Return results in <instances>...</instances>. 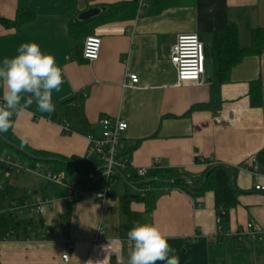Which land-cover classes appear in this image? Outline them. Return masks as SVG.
Here are the masks:
<instances>
[{
	"label": "crops",
	"instance_id": "crops-1",
	"mask_svg": "<svg viewBox=\"0 0 264 264\" xmlns=\"http://www.w3.org/2000/svg\"><path fill=\"white\" fill-rule=\"evenodd\" d=\"M135 0H0V60L16 56L22 43H37L43 52L56 57L64 83L53 93L56 105L77 93H85L83 107L90 125H75L65 134L61 124L51 120L52 113H40L35 104L13 115V132L19 145L29 153L70 159L84 157L88 133L100 135L102 116L121 117L128 122L126 142L136 168H176L194 177L206 169L201 162L212 159L237 168L236 185L241 192L239 204L231 209L221 231L216 222L215 194L207 191L194 198L172 189L162 192L152 212L145 214L142 202L133 201L130 210L143 214L144 223H154L169 237L180 264H264V52L248 56L231 72V81L221 87L222 103L211 102L212 60L206 61L203 84L177 85L170 61V48L180 35L197 34L206 51H211L212 33L234 22L240 30L241 45L251 42V31L264 28V0H176L160 10L151 9L149 0L141 15L102 21L92 25L89 35L102 39L99 58L83 57L86 38L71 43L69 23L90 7H105ZM167 2V1H166ZM173 2V1H172ZM19 10L35 13V19L20 29L5 27L3 19L14 20ZM88 35V36H89ZM136 73L139 83L124 87L126 73ZM261 94H253L254 83ZM3 87L0 100L3 101ZM136 143L133 147L131 143ZM200 162H197L196 159ZM257 174L251 172L254 161ZM42 164V163H40ZM52 169L42 166V172ZM30 182L21 188V198L39 197L53 201L45 214L30 213L43 226L40 240H28L23 231L16 239L0 241V264H86L93 240L116 239L126 228L121 197L124 189L113 191L104 204L94 195L68 203L66 189L57 183ZM16 174H23L24 172ZM10 183L20 187L9 177ZM132 193H139L136 186ZM21 196V195H20ZM256 225L258 235L240 242L234 233L247 223ZM226 232L233 235L225 237ZM70 244L68 261L62 255ZM132 246H126L119 259L128 260ZM160 264V262H158Z\"/></svg>",
	"mask_w": 264,
	"mask_h": 264
},
{
	"label": "trees",
	"instance_id": "trees-1",
	"mask_svg": "<svg viewBox=\"0 0 264 264\" xmlns=\"http://www.w3.org/2000/svg\"><path fill=\"white\" fill-rule=\"evenodd\" d=\"M167 1V2H166ZM173 1V2H172ZM176 0H149L151 9L155 5H160V10L171 5ZM158 3V4H157ZM137 14L136 0L130 3H118L107 6L106 12L93 20L87 22H78L76 17L69 23V36L72 44L86 38L91 34L92 25L122 17H134ZM35 19V13L29 10H19L14 20L3 19L2 23L5 27L20 29L23 25L32 22ZM264 52V28H255L251 31V42L244 47L240 42V30L236 23L228 22L226 27L216 30L212 33L210 56L212 60V82H211V102L207 107L218 108L221 106V87L231 81L232 70L240 64L248 56H260ZM251 97L253 94H261V86L254 83L251 89ZM83 96L75 95L74 97L59 101L55 105V111L52 113L51 120L57 123L64 121L69 122L74 130L75 125H85L90 128L83 107ZM3 102L0 100V104ZM13 120V117H12ZM91 133V132H90ZM16 144L17 146L13 145ZM136 146V144H135ZM133 146V147H135ZM132 147H127L125 153L131 156ZM10 159L14 162H28L32 167L38 163L42 166H49L53 170H63L72 178H76L78 184L86 189L100 188L102 181L92 184L89 176L100 170L101 161L98 159L86 160L84 157H71L66 160L63 158L49 157L44 153H29L22 148L13 132V127L7 132L0 133V157ZM197 162L200 160L197 158ZM204 162H210L205 171L198 177H194L180 169L176 168H150L145 176H139L137 172L130 169L131 178L126 183V191L121 197L122 214L126 219V228L123 236H127L128 230L137 222H142L143 214H137L130 210V204L133 201L142 202L146 207L145 214L152 212L153 207L164 191L172 189H180L192 197L197 198L204 195L207 191L215 194L216 212L222 216L223 222H227L231 209L239 204L238 197L240 191L236 185L237 168L221 163L212 162L210 159H204ZM201 161V162H203ZM74 170L77 175L75 177ZM208 174L205 183L200 190L193 189L186 179L177 183H167L166 181L179 177L190 179L194 187L202 184L205 175ZM121 171L115 180H122ZM136 186L140 190H144L142 195L132 193L131 187ZM19 191L10 183V178L4 180V188L0 190V238L13 240L18 236L19 231H23L28 240H40L43 235V226L35 223L29 216L23 217L13 209L16 200L20 199L24 203L26 199L19 198ZM20 203V204H21ZM19 205V204H18ZM223 211V212H222ZM117 264H127V259L123 258Z\"/></svg>",
	"mask_w": 264,
	"mask_h": 264
},
{
	"label": "built area",
	"instance_id": "built-area-1",
	"mask_svg": "<svg viewBox=\"0 0 264 264\" xmlns=\"http://www.w3.org/2000/svg\"><path fill=\"white\" fill-rule=\"evenodd\" d=\"M136 2L137 16H139L148 4L147 0H136ZM101 44L102 39L100 36L95 34L87 36L84 42L83 57L90 61L97 60L100 55ZM170 61L176 70L177 85L203 84L205 82L204 75L206 73L207 51L204 43L197 34L178 36L176 42L170 48ZM139 80V76L136 73L128 72L125 75L123 86H136ZM77 94L83 97L85 96V93ZM60 124L65 134H71L73 132V128L69 122L64 121ZM98 124L101 127L100 135H95L94 133L87 134L88 147L84 158L86 160L98 159L101 161L102 165L100 170L93 172L89 176L92 184H96L99 181L103 182L100 188L88 190L78 184L76 178H72L63 170L47 169L45 172H42V176L46 182L60 184L66 189L65 200L68 203H74L91 194L94 195L100 203L104 204L111 194V184L121 171L124 173L121 175L122 180L127 181L131 178L130 169L135 170L139 176H145L150 169L147 167H134L131 157L125 153L128 147L125 137V132L128 129V122L124 118L119 116H102L98 120ZM135 144L134 142L131 143L132 146H135ZM2 159L9 163L11 169L9 171L0 170V190H3L4 180L10 177L13 171L35 174L42 170V165L40 163L32 167L28 162H14L9 156ZM253 161L254 164L251 167V172L256 175L258 165L255 160ZM212 162L215 161L212 160ZM203 163L207 168L210 162L203 161ZM153 167H159L157 160L154 161L152 168ZM74 175L77 177L75 170ZM255 189L264 191V186L256 185ZM140 193L143 195L145 191L140 190ZM52 204V200L39 197L33 201L25 200L24 203L19 205L14 204L13 209L21 215L27 212L45 214ZM216 222L218 229L221 231L223 220L220 214H217ZM230 235L233 234L226 232L224 236L227 237ZM257 235L258 231L253 222L247 223L242 230L234 233V237L240 242H245ZM0 241H7V239L0 238ZM69 242L70 241L67 240L68 246L65 253L62 255L64 261L69 260ZM126 246H132L127 236L116 239H102L96 237L93 240L92 250L86 264H111L112 258L119 257L120 259L122 257Z\"/></svg>",
	"mask_w": 264,
	"mask_h": 264
},
{
	"label": "clouds",
	"instance_id": "clouds-1",
	"mask_svg": "<svg viewBox=\"0 0 264 264\" xmlns=\"http://www.w3.org/2000/svg\"><path fill=\"white\" fill-rule=\"evenodd\" d=\"M14 57L0 60V133L14 127V114L35 104L40 113L55 111L53 93H59L64 83L62 69L56 57L43 52L37 43H22ZM132 247L127 264H180L169 237L154 223H135L127 232Z\"/></svg>",
	"mask_w": 264,
	"mask_h": 264
},
{
	"label": "water",
	"instance_id": "water-1",
	"mask_svg": "<svg viewBox=\"0 0 264 264\" xmlns=\"http://www.w3.org/2000/svg\"><path fill=\"white\" fill-rule=\"evenodd\" d=\"M106 8L105 7H98V6H95V7H90L88 9H86L85 11H82L81 13H79L76 17V20L78 22H87V21H90V20H93L97 17H100L102 16L105 12H106ZM210 57V52H207V58ZM14 146H17L16 144L13 143ZM11 169L10 165L8 162H6L4 159L0 158V170H3V171H9ZM209 172L205 175L203 181H202V184L197 186V187H194L192 182L190 181V179L188 178H185V177H179V178H175V179H172V180H168L166 181L167 183H177L179 182L180 180H183V179H186V181L189 183V185L195 189V190H200L203 186V184L205 183V180L208 176Z\"/></svg>",
	"mask_w": 264,
	"mask_h": 264
},
{
	"label": "rangeland",
	"instance_id": "rangeland-1",
	"mask_svg": "<svg viewBox=\"0 0 264 264\" xmlns=\"http://www.w3.org/2000/svg\"><path fill=\"white\" fill-rule=\"evenodd\" d=\"M43 171V170H42ZM41 171V172H42ZM12 179L13 181L20 187V191H19V198L22 197L24 191H23V185H27L28 186V181L30 182H39L40 179L39 177L37 176H34L33 174H26V173H23V174H16L15 171L12 172ZM22 187V188H21ZM111 188L113 189V191H115L116 189H120V190H123L124 189V186L122 184V182H119V183H114V184H111ZM21 195V196H20ZM16 204H20L21 203V200L20 199H17ZM34 213H37V212H31V214H33L32 216H34L35 218L36 215H34ZM30 214H26V215H22L23 217H28Z\"/></svg>",
	"mask_w": 264,
	"mask_h": 264
}]
</instances>
